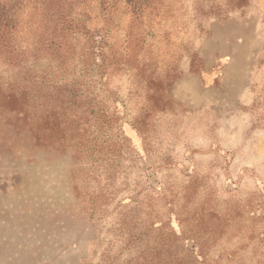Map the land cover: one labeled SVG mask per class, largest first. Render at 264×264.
<instances>
[{
  "label": "rangeland",
  "instance_id": "obj_1",
  "mask_svg": "<svg viewBox=\"0 0 264 264\" xmlns=\"http://www.w3.org/2000/svg\"><path fill=\"white\" fill-rule=\"evenodd\" d=\"M216 1L132 27L123 3L71 0L76 33L43 49L55 20L23 0L21 56L0 51V96L29 93L0 102V264H264V0ZM101 29L117 63L67 102Z\"/></svg>",
  "mask_w": 264,
  "mask_h": 264
},
{
  "label": "trees",
  "instance_id": "obj_2",
  "mask_svg": "<svg viewBox=\"0 0 264 264\" xmlns=\"http://www.w3.org/2000/svg\"><path fill=\"white\" fill-rule=\"evenodd\" d=\"M98 1V11L102 17L106 16L109 12H113L119 3H123L126 11L130 13V16L133 18V26L135 24H141L145 15L153 14V11H156L157 6L162 4L163 2H167V0H97ZM71 0H67L68 5L66 6V0H43L41 2L42 7L47 11L44 15L53 17L55 20V27L52 37L53 38H45V40H38L36 45L39 43L40 46H43V49H47L52 45H56L57 39L60 37L55 35V32L60 31L61 37L65 35L66 32L76 33L73 20L71 17L70 10L72 9L70 5ZM211 7H216L218 5L216 0H208ZM224 11L239 9L248 3L247 0H225ZM23 0H0V51L3 52L4 49H7L8 45L13 44L11 50L8 51V59L10 62H16L17 56H21V53L18 49V44L15 43L16 35L20 31L22 21L20 20L22 14V8L24 7ZM67 12V13H66ZM102 30V31H101ZM95 30L93 32H89V49L92 52V60H99L100 64L94 63L97 69L90 70L87 73H83L80 76L82 77V81H80L77 77L72 78V81L68 83L69 91L68 93L61 94L67 100V102H78L87 97H96L95 92L91 89V83L95 82L96 77L99 74V79L102 77L106 79L104 76L106 70V66L111 63L112 65L117 62H110L107 50L105 49V40L107 35V30ZM133 33V32H132ZM135 36L130 37V39H134ZM46 47V48H45ZM60 43L57 45V48H60ZM38 51V50H37ZM7 52V51H6ZM61 63V62H60ZM62 64V63H61ZM94 68V67H93ZM101 72V73H99ZM51 76L50 73L47 72H36L32 74L30 78V83H41L44 80L49 79ZM50 80H53L50 78ZM148 82H152L150 77L147 78ZM18 83V82H17ZM18 85V84H17ZM65 85V86H68ZM45 86V84H44ZM17 87L11 89L10 93L4 94L0 96V102H5L12 105L11 110H15L16 113L23 111V104L28 99L29 93L28 88H24L23 91H16ZM80 91L79 94L76 93ZM66 90V89H63ZM70 99V100H68ZM72 99H74L72 101Z\"/></svg>",
  "mask_w": 264,
  "mask_h": 264
}]
</instances>
